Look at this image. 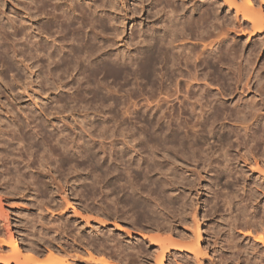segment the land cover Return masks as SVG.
I'll return each mask as SVG.
<instances>
[{
  "label": "rangeland",
  "instance_id": "obj_1",
  "mask_svg": "<svg viewBox=\"0 0 264 264\" xmlns=\"http://www.w3.org/2000/svg\"><path fill=\"white\" fill-rule=\"evenodd\" d=\"M241 1L244 2V0ZM242 5H244V3ZM43 20L52 22V14L47 17L45 16ZM144 20H142V22H145ZM119 22L120 21H118V24H120ZM139 22L140 21H126L123 25L120 24V38L122 39V42L119 41L118 38H112L116 42V47L115 49L113 47L108 50H115L116 54L119 56L121 53V56L128 53L127 55L130 54L132 57L131 59L133 60H128L127 62L129 63L119 60L118 64H114V66L121 69L123 66L127 67V69L126 67L125 69L123 67V72L121 71V74L118 72L119 75L113 74L114 72L112 73L109 70L108 73L107 69H103L98 74H93L88 70L82 73L80 71H69L64 74L60 73L52 78V57L48 58V54L52 52V29L45 33H43V31H36L38 33H36V39L39 41L41 48V56L39 57L37 67L35 68L36 74L25 69L27 64H31L30 61L25 60L24 57L12 52L13 48L12 46L10 47L11 40L8 42L5 40V44L0 43V51L8 48L7 50L10 52L5 55L6 60L9 58L8 60L14 62L15 67V70L13 68L9 69L7 62L4 63L5 60L0 59V115H2L0 124L3 125L0 129L4 132L0 141L2 142V140H6L11 142V147L7 149L9 156H12V153L15 154L17 152L18 154H13V156H23V158H20V166H23V164L25 165L28 162V156H37L36 158L40 159L41 156L45 155L52 156L53 159L52 169H50V171L47 168L44 170V172H51V177H46L42 170L45 168L37 166V163L32 164V166L27 169L29 172H33L37 177V182L41 183H38L37 188L33 186L30 187V185L28 186L27 183H25L20 192H14L13 195L12 190L9 189L10 187L4 190L3 186L0 185V198L3 202L1 203V206L2 209L4 208L3 211L10 215L9 217L12 223L11 233L16 235L21 242L23 241L22 243L24 246H28L30 243L29 238L33 236L38 238L39 233L41 232V224L38 222L40 220V215L44 216V219L41 221L45 220V222L49 223L52 219H55V224H58L62 220L63 222H68V220L77 219L83 226V231H78V228L75 226H71L69 229L65 230L63 235H66L68 238L67 242H69L72 247L67 246V244H62L61 247H64L66 252L71 250L68 252L69 254L71 253L70 255L75 254L81 258L82 254V258H85V261L80 264H87L88 262V264H96L95 262L87 260L89 249L94 252L96 251L95 253L98 256H105L116 263L158 264L155 257L157 259V256H159L162 251L159 247L158 241H156V243L150 238L162 236L166 239L171 238L177 245L188 244L192 246V243L194 244L196 240L195 234H193L196 220L204 237L201 242L202 245H200L209 256L197 259L189 252L178 251L172 246V248L170 247L168 252H166L165 264H264V244L255 239L259 234L264 236V173L255 170L256 163L254 162L258 161L261 168L264 170V62H262V60L264 61V49L260 50L257 54H254V57L250 56L252 54L249 53L259 43V37L254 38L255 36H248V33L244 35L241 33H231L230 40H226V43L224 42L218 47L214 40L216 35L213 34V25L212 29L210 28V35L204 36L205 39L202 37L200 38V36H196L195 34H188V36H185L187 38L184 37L183 40V44L188 48H186L183 53L176 54L177 51H172L171 56L166 55L164 60L162 57V59H159L160 64L152 65V67L148 69V63L144 61L142 57L143 54H141L138 45L135 43L137 42V39L136 41L134 40L135 42L133 41V43L128 40L130 37L133 38V35L131 34L132 30L135 27L137 28V23L139 24ZM40 23L42 24L43 22L40 21ZM144 27L145 29L147 27L150 28L148 20L144 23ZM109 31H102L103 34L107 32L104 34L105 36L98 32V34H100L99 37L102 39L104 38L103 40H105V38L109 36H106V34H110ZM187 33H189V31ZM1 34L0 41L4 40L2 38L5 37L3 33ZM230 46H234L237 49L233 50ZM226 50L231 51H229V53ZM221 51L224 53H221ZM199 53L200 56H198ZM231 53L239 55L234 57L235 55ZM184 54L187 56V59L184 57ZM12 55L15 56V58ZM181 55L183 56L182 58ZM173 56L176 59H174ZM49 63L50 65L48 66ZM185 67L188 68L186 69ZM232 68L233 70H231ZM125 70H127V72ZM138 72L140 73L138 74ZM243 72L245 74H243ZM38 75L39 78L37 77ZM88 81L90 82L88 83ZM187 81L188 84L185 83ZM245 82L246 84L250 83L248 88L245 86ZM81 86L83 87L81 88ZM96 93L98 95H96ZM201 99L204 100L206 104L203 103ZM251 109L253 114L249 113ZM35 110L37 113H35ZM84 111L86 112L84 113ZM254 112H256V114ZM235 116L238 118L236 119ZM220 117L222 118L220 119ZM234 120L237 123L234 122ZM13 121L17 124L16 126L13 125V127L16 128L15 134L10 133V128L5 127V125L11 124ZM248 126L251 129H249ZM105 127L107 129H105ZM19 128H22L24 131L18 133ZM25 131H28L27 135L31 136V139L26 136L23 137ZM94 132L100 134L97 135V133L94 134ZM247 132L248 135L245 136ZM89 133L91 136L87 135ZM19 134H21V138ZM49 134H52V141L48 139ZM223 136H227V138L224 139ZM23 138L26 144L23 143ZM31 143L33 146L28 147ZM52 143L54 145H52ZM246 143L249 144L247 145ZM16 144L19 146L20 144L21 146H27L20 147L22 148L20 150L19 146ZM58 144L60 146L62 144L66 145L65 150L61 149L64 148L63 145V147H60ZM75 146L76 148H74ZM12 147L14 148V151ZM27 147L30 149L28 150ZM72 148L74 149L73 151ZM49 150L51 152H49ZM250 150L252 151V154ZM223 152H225L226 155ZM257 153L258 155H256ZM61 156L64 157L62 158ZM242 156H245L246 158L249 157L250 161H248L250 164L247 162L244 163V165L242 161L243 159L241 158ZM67 157L72 158H70L72 163ZM236 157L237 159H240V162L237 163L236 159L233 160L232 165H229L230 170H227L225 168V164L227 163L226 159H233ZM11 158L12 157H10L8 163L6 162L8 167H10V165L13 166V164L10 163ZM36 158L35 160L37 161ZM98 158L100 162L98 161ZM61 160L68 162L66 164V162L62 161L64 164L62 165L60 163ZM217 160L219 162H217ZM122 165L124 166L122 167ZM250 165L252 166L250 167ZM7 166H0V171L3 169L1 172L3 173L2 176L0 173V179L9 173V170L6 171L8 168ZM111 168L112 171L110 170ZM154 169L156 171H154ZM241 169H243L245 173L247 172L245 177H241L240 173L236 172ZM15 170L16 169L13 167L11 174H16L17 171ZM60 172L61 175L59 174ZM107 172L109 174H107ZM199 173L202 175L200 176ZM228 173L231 174L227 175ZM79 176H81V178ZM193 178H196L197 181L196 183H192L200 184L192 186L194 184L191 185L190 180ZM80 179L82 181H80ZM58 180H60V182ZM111 180L114 181L112 182ZM62 189L66 190L70 201L76 205L80 211L82 210L81 212L85 216H90V218H92L90 219V222L78 218L73 212H71V214L64 212L66 209V202H64L65 200L59 195ZM83 196L84 198H82ZM227 198L230 200V204ZM225 204L229 206H226ZM115 209L117 210L116 212ZM155 211L156 213H154ZM226 217L228 220H226ZM30 220L32 221L30 227H27ZM101 220H105L107 224L100 223ZM115 222L120 223L125 229H128L130 234L126 232L127 230L123 231L114 227ZM50 224L49 227L55 225L52 224V222ZM6 230L7 229L0 224V238L1 234L3 236L2 239L7 238L4 237L8 234ZM35 232L38 234L33 235ZM99 236L102 237L103 244L100 243V240L96 239V237ZM188 241L191 244H189ZM37 242V251L40 252V259L46 260L49 257L47 243L40 240ZM98 248L99 250H97ZM10 252L9 249L5 250L6 254ZM250 259H252V261Z\"/></svg>",
  "mask_w": 264,
  "mask_h": 264
},
{
  "label": "bare ground",
  "instance_id": "obj_2",
  "mask_svg": "<svg viewBox=\"0 0 264 264\" xmlns=\"http://www.w3.org/2000/svg\"><path fill=\"white\" fill-rule=\"evenodd\" d=\"M202 4H201V3ZM241 0H0V34L3 33L5 37H3L0 43H4L5 40L8 42L11 40L10 47L13 48V53H17V55H20L21 57H24L25 60H28L31 62V64H27L25 69H27L30 72H33L36 74L35 68L37 67V62L39 57L41 56V48L39 45V41L37 38V32L36 31H43V33L50 31L52 29V52L48 54V58L52 59L51 62V70H52V78L58 74H64L69 71H80L81 73L88 70L92 72L93 74H98L103 69H107L110 72H114L113 74H118V72L121 74L123 71V67L125 69L126 66H123L121 68H117L114 66L116 63L118 64L119 60H123L124 62H127L132 57L131 55L123 54L121 56L116 54L115 50L109 51L108 49H112L116 47V42L113 40L115 38H118L119 41L122 42V39L120 38V31L121 27L120 24L123 25L126 23V21H140L139 24L137 23V28L135 27L132 30L133 38L130 37L128 39L130 42L133 43V41L137 39V42H135L139 50L141 52L142 57L144 61L148 63L147 66L148 69L152 67V65L160 64V60L163 57V60L165 59L166 55H172V51H177L176 54H181L183 51L188 48L183 44V40L185 36H188V34H195L196 36H200V38H204L206 35H210V28L212 29L214 25V35H216L215 43L218 45H222L226 40H230V34L231 33H241L242 35L248 33V36H255L259 37V43L249 52L250 56H253L254 54H257L260 50L264 49V0H244L242 2ZM68 3V5H67ZM200 3V4H199ZM244 3V5H242ZM52 14V22L51 21H45L43 18L45 16ZM145 19V20H144ZM144 20L149 21L150 28L144 27V23L142 22ZM43 22L42 24L40 23ZM118 21H120L118 24ZM40 23V24H38ZM146 25V24H145ZM100 29V31H99ZM110 30V34H106L105 40L99 37L100 34L105 31ZM103 31V32H102ZM189 31V33H187ZM39 32V33H40ZM37 33V34H36ZM49 33V32H48ZM107 33V32H105ZM104 33V34H105ZM41 34V33H40ZM103 34V36H105ZM2 35V34H1ZM212 35V33H211ZM213 35V36H214ZM3 36V35H2ZM215 37V36H214ZM246 37V36H245ZM113 38V39H112ZM187 38V37H185ZM233 38V37H232ZM197 39V38H196ZM205 39V38H204ZM210 39V38H209ZM213 40V39H212ZM232 40V39H231ZM181 42V43H180ZM211 42V41H210ZM226 43V42H225ZM230 43V42H229ZM236 43V42H235ZM246 43V42H245ZM5 44V43H4ZM131 44V43H130ZM210 44V43H209ZM208 44V45H209ZM212 45V44H211ZM210 45V46H211ZM215 45V46H216ZM130 46V45H129ZM252 46V45H251ZM42 47V45H41ZM185 47V48H184ZM232 47L233 50H236L237 48L234 46ZM242 47V46H241ZM254 47V46H253ZM228 48V47H227ZM8 48H5L3 51H0V59L5 60L4 63L7 62V66L10 68L14 67V62L10 60H6L5 55L8 54L10 51L7 50ZM11 49V48H10ZM45 49V48H44ZM117 49V48H116ZM207 49V48H206ZM218 49V48H216ZM224 49V48H223ZM251 49V47H250ZM46 50V49H45ZM125 50V49H124ZM138 50V49H137ZM199 50V49H198ZM219 50V49H218ZM217 50V51H218ZM222 50V49H221ZM48 51V50H47ZM227 51V50H226ZM225 51V52H226ZM231 51V50H229ZM227 51V52H229ZM49 52V51H48ZM122 52V51H121ZM125 52V51H124ZM174 52V53H175ZM208 52V51H207ZM211 52V51H210ZM219 52V51H218ZM223 51H221L222 53ZM4 53V54H3ZM132 53V52H131ZM190 53V51H189ZM187 53V54H189ZM197 53V52H196ZM224 53V52H223ZM230 53V52H229ZM228 53V54H229ZM44 54V53H43ZM233 54V53H231ZM135 55V54H134ZM140 55V53H139ZM137 55V56H139ZM175 55V54H173ZM197 55V54H195ZM235 55V54H233ZM239 55V54H237ZM235 55L234 57H236ZM241 55V54H240ZM13 56V55H12ZM46 56V54H45ZM178 56V55H177ZM176 56V57H177ZM200 56V53L199 55ZM223 56V55H222ZM15 58V56H13ZM140 57V56H139ZM168 57V56H167ZM174 57V56H173ZM183 56L181 55V58ZM184 57L185 56L184 54ZM190 57V55H189ZM210 57V55H209ZM208 57V58H209ZM214 57V56H212ZM228 57V56H227ZM233 57V58H234ZM240 57V56H239ZM254 57V56H253ZM203 58V57H202ZM231 58V57H230ZM250 58V57H248ZM257 58V57H256ZM11 59V58H10ZM139 59V58H138ZM170 59V58H169ZM174 59H176L174 57ZM178 59V58H177ZM185 59V58H184ZM240 59V58H239ZM251 59V58H250ZM21 60V59H20ZM132 60V59H131ZM159 60V61H158ZM192 60V59H191ZM205 60V59H204ZM212 60V59H211ZM49 61V60H48ZM120 61V62H123ZM133 61V60H132ZM131 61V62H132ZM174 61V60H173ZM176 61V60H175ZM187 61V60H186ZM236 61V60H235ZM234 61V62H235ZM239 61V60H238ZM237 61V62H238ZM252 61V60H251ZM23 62V61H22ZM136 62V61H135ZM142 62V61H141ZM159 62V63H158ZM163 62V61H161ZM166 62V60H165ZM170 62V61H169ZM203 62V61H202ZM208 62V61H207ZM262 62H264L262 60ZM25 63V62H24ZM129 63V62H127ZM133 63V62H132ZM172 63V62H170ZM176 63V62H175ZM240 63V62H239ZM250 63V62H249ZM252 63V62H251ZM18 64V63H17ZM124 64V63H123ZM136 64V63H135ZM140 64V63H139ZM167 64V63H166ZM233 64V62H232ZM237 64V63H236ZM253 64V63H252ZM251 64V65H252ZM263 64V63H262ZM50 63L48 64V66ZM126 65V64H125ZM129 65V64H128ZM193 65V64H192ZM191 65V66H192ZM196 65V64H195ZM41 66V65H38ZM188 66V67H191ZM200 66V65H199ZM24 67V66H23ZM44 67V66H43ZM116 67V68H115ZM129 67V66H128ZM142 67V65H141ZM188 67H185L186 69ZM195 67V66H194ZM211 67V66H210ZM235 67V66H234ZM239 67V66H238ZM262 67V66H261ZM17 68V67H16ZM20 68V67H19ZM39 68V67H38ZM49 68V67H48ZM164 68V67H163ZM226 68V67H225ZM242 68V67H241ZM40 69V68H39ZM127 69V67H126ZM134 69V68H132ZM142 69V68H141ZM144 69V68H143ZM167 69V68H166ZM191 69V68H190ZM196 69V68H195ZM259 69V68H258ZM15 70V69H14ZM24 70V69H23ZM104 70V71H105ZM146 70V69H145ZM218 70V69H217ZM233 70V68L231 69ZM25 71V70H24ZM39 71V70H38ZM37 71V72H38ZM108 71V73H109ZM122 71V72H121ZM127 72V70H125ZM139 71V70H138ZM142 71V70H141ZM144 71V70H143ZM147 71V70H146ZM193 71V70H192ZM40 72V71H39ZM38 72V73H39ZM131 72V71H130ZM136 72V71H135ZM134 72V73H135ZM177 72V71H176ZM181 72V71H180ZM190 72V71H188ZM187 72V73H188ZM233 72V71H232ZM238 72V71H237ZM125 73V72H124ZM140 72H138L139 74ZM142 73V72H141ZM151 73V72H150ZM173 73V72H172ZM28 74V73H27ZM73 74V73H72ZM243 74H245L243 72ZM242 74V77H243ZM31 75V74H30ZM42 75V74H40ZM89 75V74H88ZM119 75V74H118ZM128 75V74H127ZM131 75V74H130ZM129 75V76H130ZM146 75V74H144ZM185 75V74H184ZM192 75V74H191ZM250 75V74H249ZM152 76V75H151ZM176 76V75H175ZM219 76V75H218ZM238 76V75H237ZM39 78V75L37 76ZM87 77V76H86ZM153 77V76H152ZM162 77V76H161ZM185 77V76H184ZM182 77V78H184ZM194 77V76H193ZM197 77V76H196ZM204 77V76H203ZM241 77V76H240ZM248 77V76H247ZM42 78V76H41ZM96 78V77H95ZM127 78V77H126ZM239 78V77H238ZM249 78V77H248ZM98 79V78H97ZM146 79V78H145ZM149 79V78H148ZM193 79V78H192ZM199 79V78H198ZM43 80V79H42ZM164 80V79H163ZM79 81V80H78ZM165 81V80H164ZM198 81V80H197ZM236 81V80H235ZM254 81V80H253ZM40 82V81H39ZM81 82V81H80ZM90 81H88L89 83ZM99 82V81H98ZM240 82V81H239ZM42 83V82H41ZM63 83V82H62ZM101 83V82H100ZM188 84V81L185 82ZM255 83V82H254ZM29 84V83H28ZM35 84V83H34ZM82 84V83H80ZM91 84V83H90ZM186 84V85H187ZM246 84V82H245ZM250 83L246 84L245 86L248 88V85ZM25 85V84H24ZM79 85V84H78ZM85 85V84H84ZM89 85V84H88ZM92 85V84H91ZM237 85V84H236ZM62 86V85H61ZM189 86V85H188ZM25 87V86H24ZM83 86H81L82 88ZM85 87V86H84ZM189 88V87H188ZM194 88V87H193ZM238 88V87H237ZM21 89V88H20ZM25 89V88H23ZM62 89V88H61ZM95 89V88H94ZM164 89V88H163ZM168 89V88H167ZM175 89V88H174ZM80 90V89H79ZM105 90V89H104ZM166 90V89H165ZM232 90V89H231ZM239 90V89H238ZM87 91V90H86ZM89 91V90H88ZM111 91V90H110ZM168 91V90H167ZM171 91V90H170ZM188 91V90H187ZM191 91V90H190ZM198 91V90H197ZM175 92V91H174ZM179 92V91H178ZM99 93V92H98ZM153 93V92H152ZM196 93V92H195ZM238 93V92H237ZM107 94V93H106ZM241 94V93H240ZM96 95H98L96 93ZM170 96V95H169ZM173 96V95H171ZM205 96V95H203ZM79 97V96H78ZM176 97V96H175ZM206 97V96H205ZM241 97V96H240ZM96 98V97H95ZM101 98V97H100ZM213 98V96H212ZM211 98V99H212ZM79 99V98H78ZM129 99V98H128ZM168 99V98H167ZM198 99V98H197ZM214 99V98H213ZM219 99V97H218ZM58 100V99H57ZM75 100V99H74ZM202 100V99H201ZM252 100V99H251ZM264 100V99H263ZM98 101V100H97ZM101 101V100H100ZM104 101V100H103ZM109 101V100H108ZM203 103L204 100H202ZM243 101V100H242ZM60 102V101H58ZM162 102V101H161ZM164 102V101H163ZM169 102V101H168ZM167 102V103H168ZM255 102V101H254ZM97 103V102H96ZM222 103V102H221ZM104 104V103H103ZM102 104V105H103ZM169 104V103H168ZM201 104V103H200ZM206 104V103H205ZM219 104V103H218ZM88 105V104H87ZM165 105V104H164ZM194 105V104H193ZM197 105V104H196ZM217 105V103H216ZM101 106V105H100ZM159 106V105H158ZM201 106V105H200ZM241 106V105H240ZM116 107V106H115ZM137 107V106H136ZM217 107V106H216ZM253 107V106H252ZM264 107V106H263ZM48 108V107H47ZM62 108V106H61ZM113 108V107H112ZM236 108V107H235ZM261 108V107H260ZM63 109V108H62ZM253 109V108H252ZM249 111L250 114H253V111ZM262 109V108H261ZM31 110V109H30ZM259 110V109H258ZM126 111V110H125ZM130 111V110H129ZM138 111V110H137ZM205 111V110H204ZM222 111V110H221ZM236 111V110H235ZM248 111V110H247ZM9 112V111H8ZM30 112V111H29ZM86 111H84L85 113ZM225 112V111H224ZM229 112V111H228ZM231 112V110H230ZM239 112V111H238ZM263 112V111H261ZM260 112V113H261ZM12 113V112H11ZM27 113V112H26ZM32 113V112H30ZM34 113V112H33ZM35 113L36 110H35ZM46 113V112H45ZM110 113V112H109ZM170 113V112H169ZM234 113V112H233ZM256 114V112H254ZM259 113V112H257ZM54 114V113H53ZM127 114V113H126ZM129 114V113H128ZM211 114V113H210ZM209 114V115H210ZM263 114V113H262ZM260 114V115H262ZM202 115V114H201ZM2 115H0V121L2 120ZM88 116V115H87ZM196 116V115H195ZM223 116V115H222ZM226 116V115H225ZM228 116V115H227ZM254 116V115H253ZM12 117V116H11ZM26 117V116H25ZM32 117V116H31ZM34 117V116H33ZM113 117V116H112ZM130 117V116H128ZM180 117V116H179ZM197 117V116H196ZM200 117V116H199ZM203 117V116H202ZM210 117V116H209ZM232 117V116H231ZM234 117V116H233ZM236 117V116H235ZM27 118V117H26ZM30 118V117H29ZM156 118V117H155ZM216 118V117H215ZM222 117H220L221 119ZM224 118V116H223ZM238 117H236L237 119ZM257 118V117H255ZM4 119V117H3ZM12 119V118H11ZM129 119V118H128ZM182 119V118H181ZM187 119V118H186ZM198 119V118H197ZM218 119V118H217ZM230 119V118H229ZM235 119V118H233ZM246 119V118H245ZM244 119V121H245ZM250 119V118H249ZM10 120V119H9ZM66 120V119H65ZM177 120V119H176ZM205 120V119H204ZM239 120V119H238ZM241 120V119H240ZM5 121V120H4ZM20 121V120H19ZM82 121V119H81ZM88 121V120H84ZM102 121V120H101ZM105 121V120H104ZM202 121V120H201ZM257 121V120H256ZM261 121V120H260ZM30 122V121H28ZM51 122V121H50ZM205 122V121H204ZM203 122V123H204ZM223 122V121H222ZM234 122H236L234 120ZM250 122V121H249ZM7 123V122H6ZM105 123V122H104ZM237 123V122H236ZM46 124V123H45ZM85 124V123H84ZM102 124V123H101ZM181 124V123H180ZM215 124V123H214ZM243 124V123H242ZM246 124V123H245ZM250 124V123H249ZM13 125H17L15 121H13L11 124L5 125L6 128H10V133H16V128L13 127ZM30 125V124H28ZM90 125V124H89ZM222 125V124H221ZM232 125V124H231ZM247 125V124H246ZM19 126V125H18ZM21 126V125H20ZM43 126V125H42ZM105 126V125H103ZM102 126V127H103ZM191 126V125H189ZM200 126V125H199ZM211 126V125H208ZM239 126V125H238ZM3 127L2 124H0V128ZM35 127V126H34ZM59 127V126H57ZM63 127V126H62ZM79 127V126H78ZM92 127V126H91ZM112 127V126H111ZM178 127V126H177ZM202 127V126H201ZM205 127V126H204ZM37 128V127H36ZM86 128V127H85ZM192 128V127H191ZM229 128V127H228ZM249 128V126H248ZM260 128V127H259ZM32 129V128H31ZM44 129V128H43ZM92 129V128H91ZM104 129V128H103ZM105 129H107L105 127ZM154 129V128H153ZM178 129V128H177ZM204 129V128H203ZM236 129V128H235ZM251 129V128H249ZM261 129V128H260ZM264 129V128H263ZM262 129V130H263ZM6 130V129H4ZM8 130V129H7ZM20 131L22 128L18 129ZM17 130V131H18ZM35 130V129H34ZM42 130V129H41ZM79 130V129H78ZM149 130V129H148ZM175 130V129H173ZM195 130V129H193ZM206 130V128H205ZM244 130V129H243ZM30 131V130H29ZM87 131V130H86ZM91 131V130H90ZM95 131V130H94ZM105 131V130H104ZM103 131V132H104ZM181 131V130H180ZM211 131V130H210ZM220 131V130H219ZM218 131V132H219ZM223 131V130H222ZM251 131V130H250ZM249 131V132H250ZM68 132V131H67ZM89 132V131H88ZM107 132V131H106ZM114 132V131H113ZM189 132V131H188ZM192 132V131H191ZM17 133V134H18ZM66 133V132H64ZM63 133V134H64ZM87 133V132H86ZM97 132H94V134ZM111 133V132H110ZM121 133V132H120ZM195 133V132H193ZM214 133V132H213ZM4 132L0 129V140L3 136ZM28 131L24 133L23 137H30L28 136ZM57 134V133H56ZM92 134V135H94ZM100 133H97V135ZM102 134V133H101ZM105 134V133H104ZM191 134V133H190ZM209 134V133H208ZM236 134V133H235ZM239 134V133H237ZM13 135V134H12ZM20 138H21V134ZM30 135V134H29ZM33 135V134H32ZM62 135V133H61ZM81 135V134H80ZM84 135V134H83ZM87 135H90L87 134ZM107 135V134H106ZM134 135V134H133ZM177 135V134H176ZM202 135V133H201ZM207 135V134H206ZM230 135V134H229ZM248 135V132L245 136ZM250 135V134H249ZM263 135V134H262ZM91 136V135H90ZM110 136V135H109ZM125 136V135H124ZM182 136V135H180ZM179 136V138H180ZM195 136V135H194ZM193 136V137H194ZM255 136V135H253ZM47 137V136H46ZM85 137V136H84ZM100 137V136H99ZM130 137V136H129ZM133 137V136H132ZM153 137V136H152ZM178 137V136H177ZM204 137V136H203ZM202 137V138H203ZM224 139L227 138V136H223ZM256 137V136H255ZM61 138V137H60ZM195 138V137H194ZM201 138V137H200ZM199 138V139H200ZM29 139V140H30ZM48 139H52V134L48 135ZM181 139V138H180ZM208 139V138H207ZM250 139V138H249ZM14 140V139H12ZM24 140V138H23ZM45 140V139H44ZM62 140V139H61ZM64 140V139H63ZM75 140V139H74ZM73 140V141H74ZM101 140V139H100ZM204 140V139H203ZM234 140V139H233ZM236 140V138H235ZM244 140V139H243ZM256 140V139H254ZM263 140V139H262ZM28 141V140H26ZM47 141V140H46ZM52 141V140H51ZM59 141V140H58ZM72 141V140H71ZM124 141V140H123ZM182 141V140H180ZM179 141V142H180ZM186 141V140H185ZM227 141V140H226ZM250 141V140H249ZM31 142V141H30ZM29 142V143H30ZM34 142V140H33ZM68 142V141H67ZM83 142V141H82ZM81 142V143H82ZM251 142V141H250ZM26 144L25 140L23 142ZM22 143V144H23ZM28 143V144H29ZM41 143V142H40ZM39 143V144H40ZM51 143V142H50ZM54 143V141H53ZM52 143V145H54ZM56 143V142H55ZM61 143V142H60ZM59 143V144H60ZM64 143V141H63ZM77 143V141H76ZM80 143V142H79ZM78 143V144H79ZM175 143V142H174ZM243 143V142H242ZM252 143V142H251ZM257 143V142H256ZM58 144V145H59ZM66 144V143H65ZM177 144V143H176ZM209 144V142H208ZM233 144V143H232ZM247 144V143H246ZM249 144V143H248ZM247 144V145H248ZM255 144V143H254ZM258 144V143H257ZM262 144V143H261ZM8 145V146H7ZM17 145V144H16ZM63 145V144H62ZM61 145V146H62ZM67 145V144H66ZM64 148H61L62 150H65ZM73 145V144H72ZM76 145V144H75ZM147 145V144H146ZM19 146V145H17ZM16 148L18 149V147ZM24 145L19 146V149L21 150ZM27 146V145H26ZM24 146V147H26ZM33 144L28 145V147H32ZM50 146V145H49ZM60 146V145H59ZM60 146V147H61ZM62 146V147H63ZM78 146V145H77ZM85 146V145H84ZM239 146V145H238ZM252 146V145H251ZM259 146V145H258ZM11 147V142L2 140L0 141V166H7L6 162L8 163L10 157L11 161L10 163L13 164L10 165V167H6L9 173L6 176H3L0 179V185L3 186L4 190L9 188L12 190L13 195L14 192H20L23 184L27 183V185L30 187L33 186L35 188L38 187L37 177L33 172H29L27 170L32 166V164L37 163V166H40L43 172L46 170V168L50 171L52 169V163L53 159L52 156H41L40 159L36 158L37 156H28V162L23 166H20V158H23V156H13L14 153H12V156H9V152H7V149ZM27 147V148H28ZM42 147V146H41ZM69 147V146H68ZM88 147V146H87ZM93 147V146H92ZM240 147V146H239ZM238 147V148H239ZM248 147V146H247ZM13 148V147H12ZM15 148V149H16ZM34 148V147H33ZM32 148V149H33ZM67 148V147H66ZM76 148V146L74 147ZM185 148V147H184ZM227 148V147H226ZM252 148V147H251ZM16 149V150H17ZM18 149V150H19ZM30 148H28L29 150ZM60 149V148H59ZM71 149V147H70ZM81 149V148H80ZM85 149V148H83ZM136 149V148H135ZM211 149V148H210ZM12 150V149H11ZM38 150V149H37ZM51 150V148H50ZM49 150V152H51ZM68 150V149H66ZM74 149L72 148V151ZM120 150V149H119ZM132 150V149H131ZM180 150V149H178ZM184 150V149H183ZM200 150V149H199ZM252 150V149H251ZM250 150V151H251ZM14 151V148H13ZM12 151V152H13ZM34 151V150H33ZM56 151V150H55ZM61 151V150H60ZM69 151V150H68ZM86 151V150H85ZM198 151V150H197ZM224 151V150H223ZM238 151V150H237ZM243 151V150H242ZM246 151V149H245ZM244 151V152H245ZM257 151V150H256ZM16 152V151H15ZM47 152V151H46ZM48 152V153H49ZM62 152V151H61ZM182 152V151H181ZM191 152V151H190ZM195 152V151H194ZM200 152V151H199ZM222 152V151H221ZM239 152V151H238ZM241 152V151H240ZM254 152V151H253ZM11 153V152H10ZM21 153V152H19ZM26 153V152H25ZM32 153V152H30ZM63 153V152H62ZM84 153V152H83ZM185 153V152H184ZM182 153V154H184ZM201 153V152H200ZM216 153V152H215ZM225 153V152H223ZM237 153V152H236ZM246 153V152H245ZM18 154L15 153L14 155ZM24 154V153H23ZM36 154V152H35ZM66 154V153H65ZM82 154V153H81ZM122 154V153H121ZM196 154V153H195ZM252 154V151H251ZM11 155V154H10ZM39 155V154H38ZM51 155V153H50ZM84 155V154H83ZM216 155V154H215ZM218 155V154H217ZM226 155V153H225ZM236 155V154H235ZM245 155V154H244ZM258 155V153L256 154ZM85 156V155H84ZM208 156V155H207ZM241 156V155H240ZM246 156V155H245ZM245 156H242L243 164L249 162V157L246 158ZM18 157V158H17ZM62 157V156H61ZM64 157V156H63ZM62 157V158H63ZM87 157V156H86ZM99 157V156H98ZM103 157V156H102ZM181 157V156H180ZM195 157V155H194ZM202 157V156H201ZM200 157V158H201ZM219 157V156H218ZM221 157V156H220ZM238 157V156H237ZM233 158V159H226L225 168L227 170H230L229 165H232V161L236 159L237 163L240 162V159ZM37 159V161L35 160ZM68 158V157H67ZM71 158V157H70ZM68 158V159H70ZM76 158V157H74ZM82 158V156H81ZM89 158V157H88ZM121 158V157H120ZM127 158V157H126ZM149 158V157H147ZM146 158V159H147ZM207 158V157H206ZM16 159V160H15ZM72 159V158H71ZM70 159V161H71ZM85 159V158H83ZM96 159V158H95ZM116 159V158H114ZM122 159V158H121ZM169 159V158H168ZM220 159V158H219ZM66 160V158H65ZM75 160V159H74ZM77 160V159H76ZM93 160V159H92ZM106 160V159H105ZM117 160V159H116ZM125 160V159H124ZM142 160V159H141ZM150 160V159H149ZM170 160V159H169ZM201 160V159H200ZM204 160V159H202ZM207 160V159H206ZM222 160V158H221ZM249 160V161H248ZM257 160V159H256ZM16 161V162H15ZM24 161V160H23ZM63 160L58 161L62 165ZM81 161V159H80ZM99 161V158H98ZM130 161V160H129ZM146 161V160H145ZM153 161V160H152ZM210 161V160H209ZM216 161V160H215ZM22 162V161H21ZM66 162V161H63ZM68 162V161H67ZM66 162V164H67ZM78 162V161H77ZM82 162V161H81ZM80 162V163H81ZM97 162V160H96ZM100 162V161H99ZM147 162V161H146ZM159 162V161H158ZM188 162V161H187ZM202 162V161H201ZM217 162H219L217 160ZM256 163L255 170L259 171L260 173H264V170L261 168L260 163L257 161H254ZM19 163V164H18ZM70 163V162H69ZM72 163V161H71ZM137 163V162H135ZM210 163V162H209ZM208 163V164H209ZM223 163V162H222ZM60 164V165H61ZM79 164V163H78ZM82 164V163H81ZM87 164V163H86ZM93 164V162H92ZM128 164V163H127ZM132 164V163H131ZM172 164V163H171ZM205 164V163H204ZM242 164V163H240ZM250 164V162H249ZM70 165V164H69ZM89 165V164H88ZM101 165V164H99ZM118 165V164H117ZM169 165V164H168ZM180 165V163H179ZM203 165V164H202ZM211 165V164H210ZM239 165V164H238ZM245 165V164H244ZM11 166L12 170L13 167L16 169V174H11ZM36 166V165H35ZM59 166V165H58ZM57 166V168H58ZM105 166V165H102ZM101 166V167H102ZM124 165H122L123 167ZM252 165H250L251 167ZM255 166V164H254ZM61 167V166H60ZM68 167V166H67ZM98 167V166H97ZM131 167V166H130ZM133 167V166H132ZM136 167V166H135ZM156 167V166H155ZM173 167V166H172ZM26 168V169H25ZM38 168V167H37ZM39 168V169H41ZM56 168V169H57ZM66 168V167H65ZM80 168V167H79ZM157 168V167H156ZM159 168V167H158ZM169 168V167H168ZM191 168V167H190ZM210 168V167H209ZM242 168V167H241ZM64 169V168H63ZM78 169V168H77ZM76 169V170H77ZM82 169V168H81ZM123 169V168H122ZM167 169V168H166ZM175 169V168H174ZM181 169V168H180ZM195 169V168H194ZM203 169V168H202ZM232 169V168H231ZM234 169V168H233ZM3 170V169H2ZM0 171V173L2 172ZM32 170V169H31ZM47 170V171H48ZM61 170V169H60ZM83 170V169H82ZM112 171V168L110 169ZM114 170V169H113ZM131 170V169H130ZM138 170V169H137ZM148 170V169H147ZM151 170V169H150ZM165 170V169H164ZM168 170V169H167ZM204 170V169H203ZM206 170V169H205ZM44 172L46 177H51V172ZM100 171V170H99ZM116 171V170H114ZM113 171V172H114ZM127 171V170H126ZM143 171V170H142ZM154 171H156L154 169ZM199 171V170H198ZM234 171V170H233ZM42 172V173H43ZM58 172V171H57ZM56 172V173H57ZM77 172V171H76ZM80 172V171H79ZM85 172V171H84ZM145 172V171H144ZM149 172V171H146ZM200 172V171H199ZM240 173L241 177H245V173L243 169L236 171ZM15 173V172H14ZM27 173V174H26ZM41 173V172H40ZM55 173V172H54ZM67 173V172H66ZM78 173V172H77ZM82 173V172H81ZM112 173V172H111ZM153 173V171H152ZM169 173V172H168ZM232 173V172H231ZM228 173L227 175L231 174ZM250 173V172H249ZM3 173H1L2 176ZM61 175V172L59 173ZM96 174V173H95ZM107 174H109L107 172ZM129 174V172H128ZM155 174V173H154ZM157 174V173H156ZM167 174V173H166ZM233 174V173H232ZM236 174V173H235ZM234 174V175H235ZM42 175V174H41ZM83 175V174H82ZM115 175V174H114ZM130 175V174H129ZM189 175V174H188ZM200 175V173H199ZM202 175V174H201ZM200 175V176H201ZM237 175V174H236ZM85 176V175H84ZM98 176V175H97ZM96 176V178H97ZM109 176V175H108ZM106 176V177H108ZM133 176V175H132ZM226 176V175H225ZM45 177V178H46ZM81 178V176H79ZM78 177V178H79ZM102 177V175H101ZM105 177V178H106ZM111 177V176H110ZM131 177V176H130ZM136 177V176H135ZM149 177V176H148ZM153 177V176H152ZM186 177V176H185ZM199 177V176H198ZM228 177V176H227ZM240 177V176H239ZM238 177V178H239ZM240 177V178H241ZM257 177V176H256ZM255 177V178H256ZM53 178V177H52ZM51 178V179H52ZM56 178V177H54ZM62 178V177H60ZM59 178V179H60ZM83 178V177H82ZM104 178V177H103ZM129 178V177H127ZM133 178V177H132ZM139 178V177H138ZM165 178V177H164ZM201 178V177H200ZM198 178V179H200ZM204 178V177H203ZM39 179V178H38ZM64 179V178H63ZM87 179V178H86ZM114 179V178H113ZM121 179V178H120ZM211 179V178H210ZM231 179V178H230ZM244 179V178H243ZM253 179V178H252ZM79 180V179H78ZM77 180V181H78ZM85 180V179H84ZM99 180V179H98ZM154 180V179H152ZM189 180V179H187ZM193 180V181H192ZM190 180L191 185L194 184L192 182L196 183V178ZM39 181V180H38ZM60 182V180H58ZM67 181V179H66ZM74 181V180H73ZM80 181H82L80 179ZM97 181V180H96ZM112 181V180H111ZM114 181V180H113ZM112 181V182H113ZM117 181V180H116ZM115 181V182H116ZM124 181V180H123ZM131 181V180H130ZM135 181V180H133ZM246 181V180H245ZM56 182V181H55ZM76 182V181H75ZM79 182V181H78ZM95 182V181H94ZM129 182V181H128ZM200 182V181H199ZM227 182V181H226ZM57 183V182H56ZM64 183V182H63ZM81 183V182H80ZM169 183V182H168ZM174 183V182H173ZM230 183V181H229ZM239 183V182H238ZM41 184V183H40ZM92 184V183H91ZM116 184V183H115ZM200 184V183H198ZM194 184L192 186L198 185ZM252 184V183H251ZM257 184V183H256ZM261 184V183H260ZM80 185V184H79ZM84 185V184H83ZM90 185V184H89ZM95 185V184H94ZM107 185V184H106ZM112 185V184H111ZM121 185V184H120ZM208 185V184H207ZM240 185V184H239ZM243 185V184H242ZM258 185V184H257ZM0 186V187H1ZM27 186V187H28ZM55 186V185H54ZM82 186V185H81ZM88 186V184H87ZM134 186V185H133ZM179 186V185H178ZM200 186V185H199ZM244 186V185H243ZM43 187V186H41ZM72 187V186H71ZM79 187V186H78ZM96 187V186H95ZM117 187V186H116ZM173 187V186H172ZM223 187V186H222ZM225 187V186H224ZM237 187V186H236ZM257 187V186H256ZM259 187V186H258ZM263 187V186H262ZM46 188V187H45ZM55 188V187H54ZM65 188V187H64ZM77 188V187H76ZM93 188V187H92ZM123 188V187H122ZM156 188V187H155ZM196 188V187H195ZM239 188V187H238ZM260 188V187H259ZM86 189V188H85ZM89 189V188H88ZM128 189V188H126ZM137 189V188H136ZM212 189V188H210ZM33 190V189H32ZM40 190V189H39ZM97 190V188H96ZM102 190V189H101ZM100 190V191H101ZM134 190V189H133ZM158 190V189H157ZM177 190V189H175ZM207 190V189H206ZM225 190V189H224ZM254 190V188H253ZM91 191V190H90ZM155 191V190H154ZM172 191V190H171ZM243 191V190H242ZM23 192V191H22ZM21 192V194H22ZM44 192V191H43ZM60 192V191H59ZM79 192V191H78ZM185 192V191H183ZM213 192V191H212ZM252 192V191H251ZM256 192V190H255ZM3 193V192H2ZM53 193V192H52ZM76 193V192H75ZM81 193V192H79ZM85 193V192H84ZM98 193V192H97ZM102 193V192H101ZM113 193V192H112ZM136 193V192H135ZM160 193V192H159ZM176 193V191H175ZM210 193V192H209ZM223 193V192H222ZM45 194V193H43ZM86 194V193H85ZM96 194V193H95ZM119 194V193H117ZM158 194V193H157ZM184 194V193H183ZM182 194V195H183ZM220 194V193H219ZM236 194V193H235ZM241 194V193H240ZM5 195V193H4ZM12 195V196H13ZM32 195V194H31ZM61 198L65 200L66 202V209L64 212H68L71 214V212L74 213L75 216L78 218L85 220L86 222H90V216H85L77 207L74 205L70 199L68 198V193L66 190H63L59 193ZM107 195V194H106ZM131 196L130 194H128ZM181 195V196H182ZM234 195V194H233ZM244 195V194H243ZM255 195V193H254ZM11 196V195H10ZM53 196V194H52ZM82 196V195H81ZM157 196V195H156ZM222 196V194H221ZM237 196V195H236ZM250 196V195H249ZM257 196V195H256ZM1 197V195H0ZM8 197V196H7ZM132 197V196H131ZM164 197V196H163ZM254 197V196H253ZM24 198V197H23ZM33 198V197H32ZM36 198V197H35ZM84 198V196L82 197ZM155 198V197H154ZM213 198V197H212ZM226 198V196H225ZM248 198V197H246ZM37 199V198H36ZM42 199V198H41ZM80 199V198H79ZM86 199V198H85ZM112 199V198H111ZM137 199V198H136ZM167 199V198H166ZM178 199V197H177ZM195 199V198H194ZM228 199V198H227ZM256 199V198H255ZM110 200V198H109ZM115 200V199H114ZM134 200V199H133ZM152 200V198H151ZM175 200V199H174ZM218 200V199H217ZM229 200V199H228ZM247 200V199H246ZM135 201V200H134ZM155 201V200H154ZM166 201V200H165ZM224 201V200H223ZM226 201V200H225ZM255 201V200H254ZM41 202V201H40ZM59 202V201H57ZM107 202V200H106ZM121 202V201H120ZM136 202V201H135ZM167 202V201H166ZM170 202V201H169ZM182 202V201H181ZM190 202V200H189ZM192 202V201H191ZM246 202V201H245ZM2 199L0 198V224L7 229L6 231L8 234H6L7 238H3L1 234L0 238V264H80L81 262L85 261V258H82L83 255L80 256L77 255H70L64 247H61L62 244H67V246H71L69 242H67L66 235H63L65 230L72 227H77L78 231H83V226L77 219H71L68 220V222H59L58 224H55V219L49 220L52 222L53 227H49L51 222H45L41 221L44 219V216H39V224H41V232L39 233L38 238L34 237L33 235L38 234L37 232L33 233V237L29 238L30 243L28 246L23 245V241L21 242L16 235L11 233V220L10 215H8L5 211L2 209ZM8 203V202H7ZM34 203V202H33ZM42 203V202H41ZM117 203V202H116ZM122 203V202H121ZM172 203V202H171ZM183 203V202H182ZM194 203V202H193ZM226 203V202H224ZM235 203V202H234ZM40 204V203H39ZM37 204V205H39ZM111 204V203H110ZM109 204V205H110ZM120 204V203H119ZM155 204V203H154ZM176 204V202H175ZM230 204V200H229ZM241 204V203H240ZM29 205V204H28ZM36 205V204H35ZM47 205V204H46ZM139 205V204H138ZM157 205V204H156ZM181 205V204H180ZM185 205V204H184ZM226 205V204H225ZM235 205V204H234ZM233 205V206H234ZM11 206V205H10ZM120 206V205H119ZM131 206V205H130ZM148 206V205H147ZM177 206V205H176ZM188 206V205H187ZM229 206V205H226ZM231 206V205H230ZM239 206V205H238ZM253 206V205H252ZM164 207V206H163ZM184 207V206H182ZM45 208V207H44ZM43 208V209H44ZM109 208V207H108ZM143 208V207H142ZM150 208V207H149ZM58 209V208H57ZM85 209V208H84ZM132 209V208H131ZM166 209V208H165ZM225 209V208H224ZM232 209V208H231ZM239 209V208H238ZM246 209V208H245ZM90 210V209H89ZM152 210V209H151ZM228 210V209H227ZM111 211V210H110ZM117 210L115 209V212ZM133 211V210H132ZM170 211V210H169ZM168 211V212H169ZM179 211V210H178ZM185 211V209H184ZM247 211V210H246ZM26 212V211H25ZM39 212V211H38ZM53 212V211H52ZM112 212V211H111ZM166 212V211H165ZM180 212V211H179ZM189 212V211H188ZM72 213V214H73ZM134 213V212H133ZM156 213V211L154 212ZM158 213V212H157ZM186 213V212H185ZM42 214V212H41ZM117 214V213H116ZM122 214V213H121ZM126 214V213H125ZM160 214V212H159ZM230 214V213H228ZM31 215V214H30ZM144 215V214H143ZM170 215V214H169ZM134 216V215H133ZM229 216V215H228ZM243 216V215H242ZM12 217V216H11ZM36 217V216H34ZM70 217V216H69ZM168 217V216H167ZM181 217V215H180ZM231 217V216H230ZM50 218V217H49ZM176 218V217H175ZM182 218V217H181ZM227 218V217H226ZM31 219V218H30ZM35 219V218H34ZM37 219V218H36ZM51 219V218H50ZM96 219V218H95ZM146 219V218H145ZM174 219V218H173ZM193 219V218H192ZM27 220V219H25ZM185 220V219H184ZM228 220V218L226 219ZM232 220V218H231ZM23 221V220H22ZM47 221V220H46ZM132 221V220H131ZM165 221V220H164ZM170 221V220H169ZM174 221V220H173ZM181 221V220H180ZM21 222V221H20ZM19 222V224H20ZM30 222H28L27 227H30ZM36 222V221H35ZM234 222V221H233ZM34 223V222H33ZM32 223V224H33ZM102 224H107L105 220H101ZM50 224V225H49ZM170 224V223H169ZM21 225V224H20ZM26 225V224H23ZM35 225V223H34ZM194 225V224H193ZM47 226V227H46ZM230 226V225H228ZM32 227V226H31ZM114 227H116L119 230H127L126 232L130 234V231L128 229H125L120 223L115 222ZM35 228V227H34ZM232 228V227H231ZM235 228V227H233ZM64 229V230H63ZM175 229V228H174ZM219 229V228H218ZM232 230V229H231ZM38 231V230H37ZM48 231V232H46ZM71 231V230H70ZM75 231V230H74ZM105 231V230H104ZM217 231V230H216ZM31 232V231H30ZM73 232V231H72ZM228 232V231H227ZM168 233V232H167ZM5 234V232H4ZM89 234V233H88ZM97 234V233H96ZM187 234V233H186ZM195 234V243H192V246L188 244H175L174 241L171 238H164L162 236L158 237H152L150 238L153 241H158L159 247L161 248V254L157 256V259L155 257V260L158 264H165L166 259V252L170 249V247L175 248L178 251H187L190 254L194 255L195 258L200 259L201 257H208V253L204 251L201 247V242L203 241V232L200 230V226L198 222L195 220V228L194 233ZM73 235V234H72ZM75 235V234H74ZM80 235V234H79ZM91 235V234H90ZM184 235V234H183ZM191 235V234H190ZM189 235V236H190ZM85 236V235H84ZM83 236V237H84ZM114 236V235H113ZM182 236V235H181ZM188 236V235H187ZM82 237V235H81ZM80 237V238H81ZM180 237V236H179ZM192 237V236H191ZM86 238V237H85ZM84 238V239H85ZM92 239V237L90 236ZM95 238V237H94ZM183 238V237H182ZM186 238V237H185ZM226 238V237H225ZM232 238V235H231ZM235 238V237H234ZM233 238V239H234ZM90 239V240H91ZM96 239L100 240L101 244H103L102 237H96ZM189 239V237H188ZM187 239V240H188ZM256 241H259L264 244V236L262 234H259L257 237H255ZM38 240L43 241L44 243H47V250L49 257L46 260L40 259V252L37 251L38 247ZM110 240V239H109ZM113 240V239H112ZM185 240V239H184ZM235 240V239H234ZM75 241V240H74ZM89 241V240H88ZM190 241V240H189ZM188 241V242H189ZM26 242V241H25ZM233 242V241H232ZM77 243V242H76ZM80 243V242H79ZM99 243V244H100ZM112 243V242H111ZM157 243V242H156ZM230 243V242H229ZM236 243V242H235ZM234 243V244H235ZM40 244V243H39ZM84 244V243H83ZM98 244V245H99ZM100 244V245H101ZM115 245V243L113 242ZM189 244H191L189 242ZM201 244V245H200ZM219 244V243H218ZM42 245V244H41ZM74 245V244H73ZM110 245V244H109ZM112 245V244H111ZM113 245V246H114ZM120 245V244H119ZM175 245V246H174ZM208 245V244H207ZM206 245V246H207ZM231 245V244H230ZM254 245V244H253ZM92 246V245H91ZM108 246V245H107ZM232 246V245H231ZM251 246V245H250ZM72 247V246H71ZM93 247V246H92ZM91 247V248H92ZM236 247V246H235ZM238 247V246H237ZM94 248V247H93ZM96 248V247H95ZM103 248V246H102ZM117 248V247H116ZM122 248V247H121ZM248 248V247H247ZM11 251L10 253L6 254L5 250ZM69 249V248H68ZM72 249V248H70ZM215 249V248H214ZM218 249V248H217ZM75 250V249H74ZM73 250V251H74ZM96 250V249H95ZM99 250V248L97 249ZM160 250V249H159ZM207 250V249H206ZM122 251V250H121ZM215 251V250H214ZM249 251V250H248ZM255 251V250H254ZM2 252V253H1ZM8 252V251H7ZM96 252V251H95ZM93 250L89 249V256L87 258L90 262H95L96 264H121L116 263L109 258L105 256H98ZM253 252V251H252ZM5 253V254H4ZM73 253V252H72ZM80 253V252H79ZM78 253V254H79ZM240 253V252H239ZM251 254V253H250ZM156 255V253H155ZM262 255V254H261ZM86 256V255H85ZM175 256V255H174ZM260 256V255H259ZM249 257V256H248ZM238 258V257H237ZM260 259V258H259ZM262 259V258H261ZM188 260V259H187ZM196 260V259H195ZM252 261V259H250ZM257 260V259H256ZM259 261V260H258ZM261 261V260H260ZM87 262V261H86ZM228 262V261H227ZM257 262V261H256ZM89 263V262H88ZM87 263V264H88ZM194 263V262H193ZM236 263V262H235ZM197 264V263H196ZM207 264V263H206ZM234 264V263H233Z\"/></svg>",
  "mask_w": 264,
  "mask_h": 264
}]
</instances>
